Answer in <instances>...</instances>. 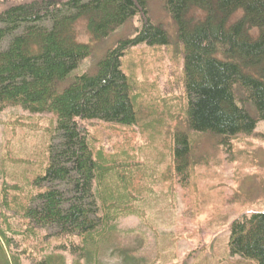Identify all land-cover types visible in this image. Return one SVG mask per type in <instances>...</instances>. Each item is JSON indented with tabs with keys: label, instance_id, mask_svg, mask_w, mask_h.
Returning a JSON list of instances; mask_svg holds the SVG:
<instances>
[{
	"label": "trees",
	"instance_id": "obj_1",
	"mask_svg": "<svg viewBox=\"0 0 264 264\" xmlns=\"http://www.w3.org/2000/svg\"><path fill=\"white\" fill-rule=\"evenodd\" d=\"M148 2L0 0V111L21 107L55 118L42 171H31L30 187L5 184L2 190L0 251L6 264H57L58 256L67 255L73 264H88L93 248L114 232L112 215L127 199L114 184L122 166L107 162L103 153L96 157L87 126L137 123L138 101L123 59L140 45L170 43L165 29L151 21ZM165 7L185 49L181 84L190 129L222 136L225 145L254 133L264 122V0H165ZM194 9L204 17L196 20ZM137 16L143 26L136 37L110 50L95 75L83 72L68 83L92 54L90 45L78 40L81 19L92 38L103 40ZM245 100L253 102L258 118L246 111ZM56 135L59 144L52 142ZM176 141V160L186 162L189 139ZM122 189L127 192L126 185ZM26 191L29 205L12 208V192ZM230 247L232 256L264 264V212L233 222Z\"/></svg>",
	"mask_w": 264,
	"mask_h": 264
},
{
	"label": "rangeland",
	"instance_id": "obj_2",
	"mask_svg": "<svg viewBox=\"0 0 264 264\" xmlns=\"http://www.w3.org/2000/svg\"><path fill=\"white\" fill-rule=\"evenodd\" d=\"M148 11L170 43L140 45L123 59L122 69L138 101L137 123L87 126L96 157L103 153L107 162L122 166L114 184L117 193L127 197L112 215L114 232L93 248L88 264H255L232 256L230 239L233 222L264 212V122L259 121L251 135L240 134L227 145L222 136L192 131L181 84L185 49L178 26L165 0H149ZM192 14L196 20L205 15L195 9ZM241 16L240 11L228 25ZM142 26L137 16L110 37L95 40L86 19H81L76 24L78 40L90 45L92 54L68 83L83 72L95 75L107 53L121 40L136 37ZM251 35L257 38L259 30ZM235 91L243 97L237 86ZM241 102L258 118L253 102ZM54 125L52 114L34 116L21 107L0 111V197L5 184L30 187L31 171L37 168L40 173L45 165ZM184 136L189 153L186 162H177L176 138ZM53 141L60 143L58 135ZM12 194V208L29 205L27 191ZM63 258L58 256L57 264H73L68 255ZM5 261L0 251V264Z\"/></svg>",
	"mask_w": 264,
	"mask_h": 264
}]
</instances>
